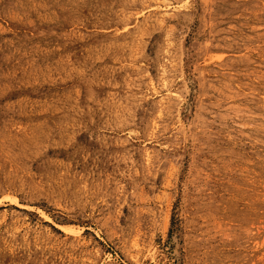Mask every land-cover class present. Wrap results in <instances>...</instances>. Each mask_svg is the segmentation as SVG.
<instances>
[{
  "label": "rangeland",
  "instance_id": "obj_1",
  "mask_svg": "<svg viewBox=\"0 0 264 264\" xmlns=\"http://www.w3.org/2000/svg\"><path fill=\"white\" fill-rule=\"evenodd\" d=\"M0 264H264V0H0Z\"/></svg>",
  "mask_w": 264,
  "mask_h": 264
}]
</instances>
